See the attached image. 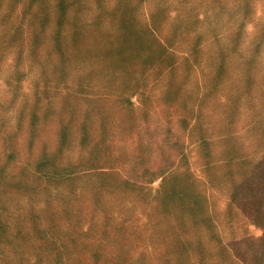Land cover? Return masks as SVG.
Instances as JSON below:
<instances>
[{
	"label": "rangeland",
	"instance_id": "1",
	"mask_svg": "<svg viewBox=\"0 0 264 264\" xmlns=\"http://www.w3.org/2000/svg\"><path fill=\"white\" fill-rule=\"evenodd\" d=\"M0 264H264V0H0Z\"/></svg>",
	"mask_w": 264,
	"mask_h": 264
}]
</instances>
